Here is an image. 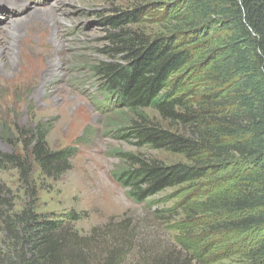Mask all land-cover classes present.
I'll return each mask as SVG.
<instances>
[{"label": "trees", "instance_id": "16d2710c", "mask_svg": "<svg viewBox=\"0 0 264 264\" xmlns=\"http://www.w3.org/2000/svg\"><path fill=\"white\" fill-rule=\"evenodd\" d=\"M172 1L156 16L164 24L156 34L139 29L149 5L100 22L110 30V60L91 72L103 107L125 117L113 128L116 138L181 160L165 165L118 153L125 167L115 179L135 203L199 185L219 244H235L227 252L243 264H264V0ZM1 129L21 152H0V171L15 170L29 184L36 168L54 180L71 169L75 150H51L47 126ZM61 218L42 217L30 205L4 217L0 264H115L111 255L101 262L90 255L97 231L81 237L70 225L81 216Z\"/></svg>", "mask_w": 264, "mask_h": 264}, {"label": "rangeland", "instance_id": "374dc122", "mask_svg": "<svg viewBox=\"0 0 264 264\" xmlns=\"http://www.w3.org/2000/svg\"><path fill=\"white\" fill-rule=\"evenodd\" d=\"M169 3L176 4L0 0V125L13 131L43 124L51 150H75L71 169L56 180L40 177L36 168L30 183L23 184L17 171H0V251L7 243L4 217L30 205L47 219L61 220L72 211L81 216L70 225L81 237L97 231L90 249L95 261L111 255L115 264H243V257L227 252L235 244H219L220 236L208 226L199 185L170 188L135 203L115 179L125 167L118 153L165 165L181 160L116 138L113 128L125 117L103 107L107 102L100 98L98 79L91 72V65L110 60L104 55L110 30L100 22L149 5L139 29L156 34L164 25L156 16ZM11 23L19 29H8ZM1 126L0 152L20 153L21 145L10 146L1 138Z\"/></svg>", "mask_w": 264, "mask_h": 264}, {"label": "bare ground", "instance_id": "6f19581e", "mask_svg": "<svg viewBox=\"0 0 264 264\" xmlns=\"http://www.w3.org/2000/svg\"><path fill=\"white\" fill-rule=\"evenodd\" d=\"M36 11H37V10H36ZM32 14H33V13H32ZM38 14H39V12H38ZM35 17H37V16L35 15ZM41 20H42V19H41ZM32 22H33V21H32ZM16 23H17V22H16ZM25 23H26V22H25ZM22 26H23V25H22ZM19 27H20V25H18V26L15 25V27H14V24H12V23L8 25V29H11V30H12V29L15 30V29H17V28L19 29ZM6 28H7V27H6ZM20 29H22V28H20ZM23 29H24V28H23ZM21 33H22V31H21ZM13 38H14V37H13ZM50 41H51V40H50ZM52 42H53V41H52ZM55 42H56V40H55ZM55 44H56V43H55ZM56 45H57V44H56ZM58 49H59V48H57V50H58Z\"/></svg>", "mask_w": 264, "mask_h": 264}]
</instances>
